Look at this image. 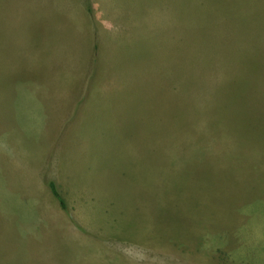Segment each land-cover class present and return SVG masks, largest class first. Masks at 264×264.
Segmentation results:
<instances>
[{"label": "rangeland", "instance_id": "obj_1", "mask_svg": "<svg viewBox=\"0 0 264 264\" xmlns=\"http://www.w3.org/2000/svg\"><path fill=\"white\" fill-rule=\"evenodd\" d=\"M0 264H264V0H0Z\"/></svg>", "mask_w": 264, "mask_h": 264}, {"label": "trees", "instance_id": "obj_2", "mask_svg": "<svg viewBox=\"0 0 264 264\" xmlns=\"http://www.w3.org/2000/svg\"><path fill=\"white\" fill-rule=\"evenodd\" d=\"M48 187L52 193V195L59 201L61 208H64V202L62 201L61 196L59 195V193L57 192L55 185L53 183H48Z\"/></svg>", "mask_w": 264, "mask_h": 264}, {"label": "crops", "instance_id": "obj_3", "mask_svg": "<svg viewBox=\"0 0 264 264\" xmlns=\"http://www.w3.org/2000/svg\"><path fill=\"white\" fill-rule=\"evenodd\" d=\"M74 123L76 122V120L75 121H73Z\"/></svg>", "mask_w": 264, "mask_h": 264}]
</instances>
